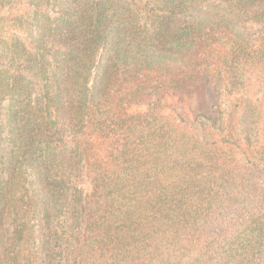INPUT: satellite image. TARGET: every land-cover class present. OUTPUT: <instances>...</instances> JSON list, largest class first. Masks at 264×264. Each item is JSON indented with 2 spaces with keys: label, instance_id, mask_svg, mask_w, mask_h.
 Here are the masks:
<instances>
[{
  "label": "trees",
  "instance_id": "trees-1",
  "mask_svg": "<svg viewBox=\"0 0 264 264\" xmlns=\"http://www.w3.org/2000/svg\"><path fill=\"white\" fill-rule=\"evenodd\" d=\"M17 1L0 0V264H264V0ZM206 77L210 116L131 110Z\"/></svg>",
  "mask_w": 264,
  "mask_h": 264
},
{
  "label": "rangeland",
  "instance_id": "rangeland-1",
  "mask_svg": "<svg viewBox=\"0 0 264 264\" xmlns=\"http://www.w3.org/2000/svg\"><path fill=\"white\" fill-rule=\"evenodd\" d=\"M219 1V0H212ZM13 7L20 8L25 0L21 3L17 1ZM247 31L251 35V40L256 42L261 33H264V25L248 24ZM215 83L210 77H206L199 82H190L185 84L182 90L174 92L160 91L159 94L148 92L142 94L137 100L133 101L131 110L134 112H143L152 102L158 103L163 107L165 113H170L173 105L182 107L184 115L194 120L199 115H212L215 100ZM241 95L237 98L239 99ZM86 188L89 187L87 182H82Z\"/></svg>",
  "mask_w": 264,
  "mask_h": 264
}]
</instances>
